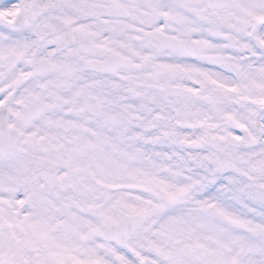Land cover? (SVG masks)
<instances>
[{"label": "snow or ice", "instance_id": "6c2138e0", "mask_svg": "<svg viewBox=\"0 0 264 264\" xmlns=\"http://www.w3.org/2000/svg\"><path fill=\"white\" fill-rule=\"evenodd\" d=\"M0 264H264V0H0Z\"/></svg>", "mask_w": 264, "mask_h": 264}]
</instances>
